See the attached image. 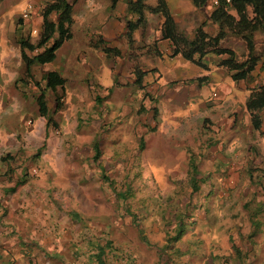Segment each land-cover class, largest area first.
I'll return each mask as SVG.
<instances>
[{
    "label": "rangeland",
    "instance_id": "obj_1",
    "mask_svg": "<svg viewBox=\"0 0 264 264\" xmlns=\"http://www.w3.org/2000/svg\"><path fill=\"white\" fill-rule=\"evenodd\" d=\"M39 1L41 7L49 0ZM97 1L99 4L91 0H78L73 5L74 20L71 30L74 34L71 43L81 38V30L86 29L85 22L80 20L83 7L97 11L91 19L92 22L95 19L93 28H87L98 29V18L105 16L109 1ZM165 1L174 12L178 29L188 37L207 15L211 6L207 2L205 6L203 4L196 7L191 0ZM24 3L25 0L0 1V44L4 45L9 57L6 63L0 66V264H97L94 254L97 246L104 249V264H233L231 242L243 247L241 242L234 241L237 237L232 236V222L242 197L231 196V191L238 189L241 192L245 189L247 197H250L251 191L256 196L255 192L263 193L264 180L254 177L248 180L246 172L242 177L238 173L233 176L227 171L226 174L224 169L222 173L225 176L230 175L233 181L223 184L215 178L211 184L206 179L197 177L196 172L201 170V162H193L190 174L183 169L182 163L177 165L174 171L164 174L166 170L171 169L170 160L168 155L161 153L159 146L154 147L153 143H157L158 138L150 133L144 134V145L141 143L140 146L138 143L139 153H136L131 145L137 142V137L134 138L133 135L128 136L123 142L125 144L120 145L119 132L124 134L130 121L128 115L123 117L122 111L141 103L137 113L143 112L142 126L144 131L148 132L151 130L148 127L149 122H153V105H156L157 98V95L152 94L153 98L145 97L141 102V95L147 93L135 88L130 94L132 101H124L129 92V86L124 84L115 85L114 89L110 90L109 101L99 98L96 102V110L100 111L101 120H104L101 127L103 132L97 135V159L92 158V147L71 148V142L76 141V137L82 132L72 126H69V131H61L58 128L54 130L51 125L45 128V120L38 115L34 100L38 89L29 80H19L23 64L21 61L18 63L15 50L17 39L27 35L31 41L34 40L39 23V8L32 15L21 19L20 13ZM130 14L127 11L122 17L125 20L132 19L133 15L130 17ZM145 14L149 23L144 30H157L160 15L148 11H145ZM33 28H36L35 33L31 32ZM151 33L152 31L149 35ZM122 37L124 36L109 38L118 40L123 39ZM251 39L255 51L260 54V60L256 64V74L254 70L247 79L238 82L246 87L255 78L258 79L257 75L264 70L260 64L264 60V29L253 30ZM143 43H150L149 47L156 45L152 40H143ZM220 44L231 48L237 60L245 57L246 46L240 35L225 31ZM135 45L129 50L133 55L144 54L148 50L146 44L138 48H135ZM217 59L216 56L203 58L205 64L211 68L215 66ZM175 60V56L172 58L164 54L153 60L144 56V60L140 59V62L144 66L156 64L167 70L168 76H172L168 66L173 65ZM114 64L120 66L117 61ZM190 68L191 77L182 82L164 85L162 79L159 80L160 88L167 89L171 85L178 87L184 83V91H191L182 103L180 100L167 102L160 99L162 92L158 95L157 106L160 109L167 105L168 108L174 109L176 114L188 113L191 110L190 125L188 127L185 123L184 130V134L189 133L188 139H175L171 135L169 139L165 136L163 142L230 143V132L218 136L212 133L206 138V132L203 130L208 129V118L201 121L198 114L200 110L196 105V102L202 99V94H209L207 99L212 98V101L220 99L223 95L216 94V91L222 88L220 81L214 78V71L211 80L197 81L196 75L205 72V69L192 62ZM222 69L226 71L225 67ZM34 71L36 74L32 73L33 78L38 79L36 75L42 71L41 66L35 67ZM90 72L92 75L87 78L89 87L97 92L95 73ZM149 72L151 71L146 72L144 81L150 76ZM108 77L110 84L121 81L122 65L118 71L111 69ZM162 77L167 79L165 73H162ZM38 81L43 85V81ZM67 86L65 84L64 87ZM53 96L51 89H44L48 112L54 105ZM239 102L240 106L235 112L239 124L238 143H264L255 132L253 134L250 122H246V111L241 106V100ZM61 111L68 113L64 109ZM227 112L231 113L230 110ZM55 117L62 127L66 122L65 118L60 114ZM133 118L134 116L131 121ZM27 119H30L29 123L26 122ZM156 120L159 122L160 119ZM175 120L170 118L167 121L166 117L161 118L162 122L172 124ZM261 133L262 131L257 135L260 136ZM142 147L143 151L140 153ZM77 150H82L81 157L76 156ZM127 155L130 157L125 158ZM231 161L232 168L229 167ZM236 165V160L230 159L225 166L233 170ZM102 171L112 181L113 188L102 178ZM205 184V189H209L210 194L204 191ZM226 190L227 195L224 194ZM116 192H120L121 196ZM223 194L222 199L214 197ZM253 203L246 202V207L249 208ZM200 207L208 209L201 211L208 217V221L210 220L213 227L210 231L195 223ZM177 216L184 218L185 231L174 243L178 249V254H174L172 249L164 248L163 244ZM217 222L218 226L215 225ZM141 233L145 240L141 238ZM228 236H232L231 239ZM259 246L260 244L257 248ZM252 247V256L255 258V253L260 250L256 248V242H252ZM214 251L219 254H212Z\"/></svg>",
    "mask_w": 264,
    "mask_h": 264
},
{
    "label": "crops",
    "instance_id": "obj_2",
    "mask_svg": "<svg viewBox=\"0 0 264 264\" xmlns=\"http://www.w3.org/2000/svg\"><path fill=\"white\" fill-rule=\"evenodd\" d=\"M77 1L78 0H75L72 3V8ZM91 1L99 4L97 0ZM146 2L153 4L154 0H147ZM207 2L208 0L205 1L204 6ZM107 7L108 11L105 13V16H100V18H98L99 27L95 30L88 29L87 27L94 26L95 19L94 22H92L91 19L92 16L96 15L97 11L91 8H86V10L83 7V11L80 12V20L85 22L86 29L81 30V38H77L75 43H71L74 33L71 30L70 25V37L63 40L56 48L53 59L42 64L33 63L31 65V72H34V74H36L34 68H38V66L40 68L41 66L42 71L39 72L36 77H38L40 81H43V83L44 80L41 78V75L46 70H55L64 78L62 85H56L53 89L54 94L59 95L60 100L62 101L61 108L51 114L53 115L52 118L56 123V125H53L54 130H57L58 128L61 131L64 129L69 131V126H72L82 132V134L76 137V141L71 142L73 143L71 144V148L92 147L93 149L92 144L94 141L97 142L98 146L99 141L97 135L98 133L103 132L101 127L104 124V120H101L102 118L100 115L102 114H100V111L96 110V102L99 98L104 101L109 98L111 99V95L109 93L110 90L112 88L114 89L115 85L124 84L129 86V92L125 96L124 99L126 100L124 101H132V96L130 94L135 88L141 89L144 93H147L145 95H141V102L145 99V97L153 98V95H157L156 105H153V110L156 112V118L153 122H149L148 128H151V130L146 132L142 126V118L144 116L143 112L140 111L137 113V108H141V103L139 106L137 103V105H131L129 109L123 110V117L128 115L130 121L132 116H134V118L131 122L129 121L128 128L124 131V134L119 132L120 145L127 139L128 136L133 135L134 138L137 137V142L135 141L134 143H131V145L134 146L135 152L139 153L138 143L141 142L144 145V134L150 133L151 136L158 138L157 143H153L154 147L156 148L159 146L161 148V153L168 155L170 160L171 169L166 170L164 174H166V172L174 171L176 166L180 163H182L183 169L186 170V173L188 172V174H190V163L201 162L202 167L201 170L196 172L197 177L201 178V180L206 179V181H209L211 184H213V180L215 178H218L223 184H229L226 180L227 176L222 173L224 169L225 173L227 171L233 176H236L238 173L242 177L244 176L243 173L246 172L247 174L245 173V175L248 180L253 177L255 179L259 178L264 180V143H238L239 124L237 120V113H235L237 110L236 108L240 106L239 100H241V106L243 110L246 111L244 114L246 115V122H249V114L244 107V101L253 87L264 82V70L257 75L260 81L255 78V80L250 82L246 87L244 84L239 85L238 82H242L248 77L242 80H233L229 76L230 71L226 68V71H224V69H222L223 67L217 65L216 62H214L215 66L212 68L206 64L207 68L205 69V72H200L196 76L205 75L203 81L207 82L213 78L214 74H212V72L214 71V78L220 81V87H222L221 90L216 91V94L223 96L217 101H212V98L211 100L210 98L207 99V96L210 97L209 94H202V96H200L202 99L196 102V105L198 106L197 108L200 110L198 114L201 116V121L208 118V122L206 121L208 129L203 130V132H206V138H208L212 133V135L218 136L219 134L221 135V133L230 132L232 135L230 143H164L163 139L165 136L168 139L171 135H173L175 139H188L189 133L186 132V134H184V130L185 123L188 127L190 125L191 110L188 113L176 114L175 110L168 108L167 105H164V108L160 109L157 106V99H159L158 95L162 92L160 99L167 102L180 100L182 103L184 99L189 97L188 95H190L189 93H191V91L189 89L187 90L188 92L184 91L183 86L186 85L184 83L178 87L171 85L168 86L167 89H165L166 87L160 88L159 80L162 79L163 84L168 85L176 84L184 81L185 79H189L191 77V62L182 58L178 54L173 55L176 57L175 63L168 66L172 72V76H168L166 74L167 70L165 71L161 69L156 64H150L149 66L142 65L140 59L144 60V56L149 57L151 60L157 56L161 57L164 54L170 56V41L166 38L160 37L159 29H150L149 32L152 31L150 35L147 30H144L147 23H149L145 14L146 22L144 27L142 29L138 27L132 32L134 43L132 45L136 44L135 48H138V46L142 47L143 44H146L145 47L148 48V50L144 54L133 55V53H130L129 51L132 45L130 46L128 44L125 37H122L123 39L118 38V40L109 38L114 36H123L125 32L126 20L122 17V15L125 12L127 13L126 0H115L113 8H109V3ZM213 7L214 6H210L209 11ZM170 11L174 18L176 28L179 30L174 17V12L172 9H170ZM229 11L233 13V10L230 9ZM208 13L204 16V19H202L204 21V25L202 27L207 33L213 34L216 31L217 24L208 18ZM129 16L131 17V14ZM133 18H135V15H133L132 19ZM73 20L74 19L72 17V22ZM160 22L161 18L158 21V28ZM143 40L145 42L152 40V42H155L156 45L155 47H149L148 44L150 43H143ZM103 47H114L118 50V53L113 54L111 50H104ZM15 50L17 51L16 54L18 56V63H20L21 60L19 56L18 43L15 45ZM6 53L8 54L6 48L3 44H0V66L1 64H5L7 59H9ZM173 56L170 57L173 58ZM210 56L212 55H206L204 57L210 58ZM115 61L119 62L120 66L122 65L124 78L122 77L121 81L117 80L110 84L108 74L111 73V69L113 71H118L120 67L119 65L114 64ZM135 66L139 69L140 73H142L140 82L141 85L136 84L134 81L135 74L133 68ZM255 68L250 74H253L254 70H256V74L257 69ZM148 70L151 71L149 72L150 76L144 81V76ZM90 71H94L95 73L94 79L98 85L97 92H94L89 87L90 84L88 83L87 78L92 73ZM162 73H165L167 76L166 80L162 77ZM65 84L68 85L67 88L64 87ZM212 94L215 93L212 92ZM212 94L211 96L215 97ZM100 95H102V97H100ZM182 107L184 108L185 106ZM63 109L68 111V113H63L61 111ZM228 110H230L231 113L227 112ZM56 114H60V116L64 117L66 120V122L62 124V127L59 124V120L55 117ZM258 114L261 123L258 129H253V134L255 132V135L260 139V141H264V109H260ZM164 117L167 118V121H169L170 118H175V123L172 124L166 121L162 122L161 118ZM157 118L160 119L159 122H157ZM44 127L46 128L45 124ZM261 131L262 133L258 136V132ZM121 147L123 149L124 145ZM143 147L140 149V153L143 151ZM81 152L82 150H77L76 156L81 157ZM127 157L130 156H125V158ZM230 159L236 160V169H227L225 166ZM181 160L182 162H180ZM83 162L85 163V161ZM206 175L212 176L210 178H205L204 176ZM205 187H207L206 184L204 185V189ZM236 190L231 191V196L236 195L239 198L242 197V201H240L239 205L236 207L238 210L232 222L234 228L232 236L237 237L234 241L241 242L243 247L236 245L238 250L237 252H235L232 248L231 259L233 264H259L258 262L264 264V190L262 194L255 192L256 196L254 192L251 191L252 193L250 197H247L248 193H245V189H242L241 192L238 189ZM204 191H208V194L211 193L209 189H205ZM224 194H228L227 190ZM224 194L222 196L217 195L214 197L222 199ZM254 196L255 200H253ZM250 201L254 203L252 206L247 208L246 202ZM198 205H200V203H198ZM201 210L207 211L208 209L200 207L197 210L199 214H197L195 223L198 224L199 227L204 228L206 231H210L213 227L209 222L210 220L208 221V217L206 218L205 215L202 214ZM215 225L218 226V222ZM232 236H228V238ZM252 242H256V248L258 247V244H260L259 248H257L260 251L255 253V258L252 256ZM212 254L219 253H215L214 251Z\"/></svg>",
    "mask_w": 264,
    "mask_h": 264
},
{
    "label": "trees",
    "instance_id": "obj_3",
    "mask_svg": "<svg viewBox=\"0 0 264 264\" xmlns=\"http://www.w3.org/2000/svg\"><path fill=\"white\" fill-rule=\"evenodd\" d=\"M74 1L49 0L45 2L39 7V23L36 38L31 41L29 36L26 35L25 37H19L17 39L19 56L23 64L22 75L19 77V80L23 82L29 80L38 89L34 100L37 105L38 115L44 118L46 127L56 125L51 113L61 108L62 101L59 95L54 94V105L51 111L48 112L44 89L49 88L53 91L56 85H62L64 78L55 70H46L41 75L44 83L40 85L39 81L33 78L31 65L33 63L42 64L51 61L56 48L63 40L70 37L69 30L72 23L71 10ZM146 1L126 0L127 11L135 15V18L126 20L125 32L123 34L130 46L133 44L132 32L138 27L141 29L144 27L146 22L145 11H148L149 13L158 14L161 17L158 28L159 35L161 38H166L170 41V56L178 54L182 58L204 69L207 68L203 60L204 56H216L218 57L216 64L229 70V76L233 80H242L249 77L260 60V54L254 49L251 34L257 28L264 29V0H230L228 3H225L224 0H218L217 5L208 13V18L217 24L216 31L213 34L207 33L202 27L204 25V21L202 20L194 27L191 37L177 30L174 18L165 0H154L153 4ZM205 1L191 0L192 4L196 7H200ZM114 3L115 0H109V8H113ZM230 9L233 10V13L229 11ZM225 31L238 34L243 39L246 46V54L243 59L237 60L231 48L220 44V41L225 35ZM103 48L104 50H111L113 54L118 53V50L114 47ZM260 64L264 67V60ZM133 70L135 83L141 85L142 73H140L136 66ZM204 78L205 75L195 77L197 81L200 79L203 80ZM244 107L248 111L251 127L258 129L261 123L258 111L264 109V82L249 91L244 101ZM155 114L156 112L153 110V120H155ZM140 146H142L141 142ZM93 149L94 153L92 158L96 160L98 156L96 141L93 142ZM193 166L194 164L191 162V169H193ZM101 176L113 188L112 181L103 171L101 172ZM116 194L121 196L120 192H116ZM122 196H124V193H122ZM179 216L176 217L174 225L171 226V232L167 234V239L163 244L164 248L172 249L174 254H178V249L174 243L179 240L185 231L184 218H180ZM140 236L145 240L142 233ZM231 247L235 252L238 251L236 245L232 242ZM103 253L104 249L101 246H97V250L94 253L97 264H104L102 258Z\"/></svg>",
    "mask_w": 264,
    "mask_h": 264
},
{
    "label": "built area",
    "instance_id": "obj_4",
    "mask_svg": "<svg viewBox=\"0 0 264 264\" xmlns=\"http://www.w3.org/2000/svg\"><path fill=\"white\" fill-rule=\"evenodd\" d=\"M230 0H224L225 3H228ZM211 6H215L218 3V0H208ZM40 6V1L39 0H25L24 7L22 8V11L20 13L21 19H25L28 16L32 15L35 13ZM31 32L35 33L36 28L31 29ZM27 123L30 122V119L26 120ZM230 168L233 167V161L230 162L229 165ZM227 181L230 183L233 181L232 177L229 175L227 176Z\"/></svg>",
    "mask_w": 264,
    "mask_h": 264
}]
</instances>
